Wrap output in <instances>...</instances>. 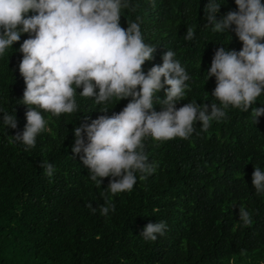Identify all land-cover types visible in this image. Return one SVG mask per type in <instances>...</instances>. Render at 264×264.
I'll return each instance as SVG.
<instances>
[{
	"label": "trees",
	"instance_id": "obj_1",
	"mask_svg": "<svg viewBox=\"0 0 264 264\" xmlns=\"http://www.w3.org/2000/svg\"><path fill=\"white\" fill-rule=\"evenodd\" d=\"M224 15L236 10L234 0H218ZM264 2V0H262ZM208 0H130L120 24L140 17L144 42L156 47L154 59L142 66L147 72L162 64L169 49L192 77L189 101L218 103L212 97L215 78L206 80L216 48L237 51L241 42L233 32L216 34L206 28ZM195 32L185 40L187 29ZM21 36L5 58H0V107L16 115L17 129L0 123V264H264V194L252 185L254 166L264 168V116L255 124L252 109L229 108L227 117L212 122L188 139L145 141V152L156 171L140 179L131 192L112 195L103 178L101 187L89 179V170L72 153L74 128L103 115V105L77 95L78 111L50 116L48 131L34 148L14 142L22 132L28 106L22 103L26 87L19 72ZM200 68H199V63ZM82 89H77L79 93ZM158 96L163 99L164 91ZM130 99V98H129ZM128 99L108 105L119 112ZM264 95L256 105H264ZM157 111L161 105H155ZM51 163L55 172L45 174ZM114 206L107 216L87 207ZM105 206H107L105 204ZM244 206L252 223L239 220ZM164 221L166 234L145 241L141 231L149 222Z\"/></svg>",
	"mask_w": 264,
	"mask_h": 264
},
{
	"label": "clouds",
	"instance_id": "obj_2",
	"mask_svg": "<svg viewBox=\"0 0 264 264\" xmlns=\"http://www.w3.org/2000/svg\"><path fill=\"white\" fill-rule=\"evenodd\" d=\"M234 3L236 10L224 15H218L223 5L218 0H208L204 9L206 28L216 34L233 32L241 42L239 51L216 48L206 71V80L215 78L211 95L218 103L193 100L177 108L191 91L192 77L169 49L162 64L144 71L142 66L154 59L156 47L144 42L140 17L126 28L121 26L122 10L129 8L130 0H0V58L13 51L22 35L28 36L18 49L23 54L19 72L26 84L22 103L28 111L23 131L12 135L14 142L23 144L25 151L34 148L37 137L48 131L45 113L54 117L73 114L79 108L77 95L92 98L104 106L100 111L105 114L74 128L71 150L97 187L109 178L107 189L115 195L131 192L137 173L145 179L156 171L158 165L145 152L147 139L188 140L197 122L207 132L213 121L227 117L229 108L242 112L251 108L257 124L264 116V106L252 107L264 95V2ZM194 37V30L187 29L185 40ZM161 90L163 99L158 96ZM124 99L128 103L121 111L107 115L113 108L109 104ZM0 123L17 129L15 112L0 107ZM42 167L48 177L53 176L51 163ZM251 180L256 193L264 194V168L254 166ZM104 199L107 206L93 207L90 202L87 207L93 214L99 208L107 216L115 209L107 203L108 197ZM239 220L244 225L252 223L244 206L239 207ZM166 229L164 221L149 222L140 236L154 242Z\"/></svg>",
	"mask_w": 264,
	"mask_h": 264
}]
</instances>
